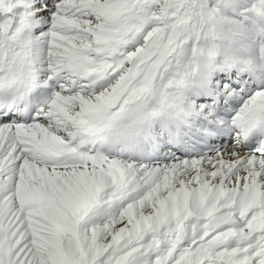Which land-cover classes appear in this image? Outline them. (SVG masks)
Instances as JSON below:
<instances>
[{
    "label": "snow or ice",
    "instance_id": "snow-or-ice-1",
    "mask_svg": "<svg viewBox=\"0 0 264 264\" xmlns=\"http://www.w3.org/2000/svg\"><path fill=\"white\" fill-rule=\"evenodd\" d=\"M0 264H264V0H0Z\"/></svg>",
    "mask_w": 264,
    "mask_h": 264
}]
</instances>
